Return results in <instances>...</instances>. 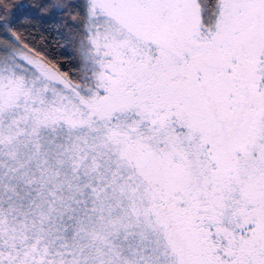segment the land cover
Returning a JSON list of instances; mask_svg holds the SVG:
<instances>
[{
	"label": "snow or ice",
	"instance_id": "obj_1",
	"mask_svg": "<svg viewBox=\"0 0 264 264\" xmlns=\"http://www.w3.org/2000/svg\"><path fill=\"white\" fill-rule=\"evenodd\" d=\"M0 264H264V0H0Z\"/></svg>",
	"mask_w": 264,
	"mask_h": 264
},
{
	"label": "trees",
	"instance_id": "obj_2",
	"mask_svg": "<svg viewBox=\"0 0 264 264\" xmlns=\"http://www.w3.org/2000/svg\"><path fill=\"white\" fill-rule=\"evenodd\" d=\"M14 2L30 5L33 0H14ZM21 12L25 13L20 17L21 30L24 31L25 35L30 40H33L34 43L39 44L44 50H47L50 56L58 60H66L71 45L69 44L68 49H66L65 45L68 44V41L63 37V29L61 28V31H57L61 27L62 22L56 17L41 19L37 14L26 11L24 8L21 9ZM65 70L72 72L74 65L67 63Z\"/></svg>",
	"mask_w": 264,
	"mask_h": 264
}]
</instances>
